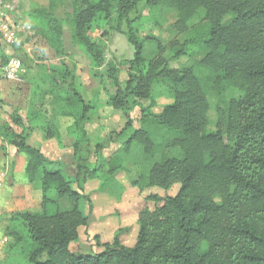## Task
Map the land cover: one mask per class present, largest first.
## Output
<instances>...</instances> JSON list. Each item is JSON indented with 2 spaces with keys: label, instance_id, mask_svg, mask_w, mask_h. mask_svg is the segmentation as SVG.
<instances>
[{
  "label": "trees",
  "instance_id": "obj_1",
  "mask_svg": "<svg viewBox=\"0 0 264 264\" xmlns=\"http://www.w3.org/2000/svg\"><path fill=\"white\" fill-rule=\"evenodd\" d=\"M138 1L142 0H122L116 5L112 0H97L89 6L88 0H45L32 9L30 24L35 34L59 58L65 55L67 25L74 43L95 66H102L105 49L87 35L100 11L106 16L120 12L116 31L126 34L134 52L124 81L115 69L110 74L115 91L108 105L126 119L117 133L121 145L109 159L76 164L73 179L62 170L61 162L27 144L26 133L32 130L17 132L0 125V137L26 157V182H39L42 191L39 212L16 213L8 219L7 245L25 257L23 264H264V0H143L177 13L173 25L185 38L176 44L174 57L205 52L201 60L179 69L164 60L142 67L144 43L159 51L162 45L154 36L138 38L137 17L128 15ZM199 9L204 17L194 21ZM123 21L125 31L119 29ZM7 58L0 48L1 64ZM61 61L57 75L47 73V67L38 71L43 83L55 77L58 83L53 87L64 90L60 115L45 119L42 127L33 130L62 146L58 117L72 118L66 131L74 138V156L83 159L90 144L84 125L91 106L76 89L73 70ZM155 83L163 84L172 99L154 114L150 93ZM225 90L232 96L222 110L224 122L208 132L209 95ZM136 107L140 125L133 129L128 113ZM31 116L28 121L37 122L40 114ZM95 149L98 152V143ZM128 160L140 172L122 185L120 197L154 187L168 190L174 184L178 190L174 195H146L147 204L133 226L120 227L105 240L95 235L96 249L82 253L80 228L88 226V217L80 203L87 201L92 208L83 181L98 178L104 166L105 177L115 179ZM61 199L70 207L61 209Z\"/></svg>",
  "mask_w": 264,
  "mask_h": 264
},
{
  "label": "rangeland",
  "instance_id": "obj_2",
  "mask_svg": "<svg viewBox=\"0 0 264 264\" xmlns=\"http://www.w3.org/2000/svg\"><path fill=\"white\" fill-rule=\"evenodd\" d=\"M112 1L117 5L122 0ZM96 2L97 0H88L89 6L96 4ZM43 4H45V0H17V12L27 22L31 23L33 22V16L31 15L32 9ZM119 13L118 10H114L111 15L106 16L104 12L100 11L95 13L90 22L87 35L91 40L103 46L105 49L104 62L101 67L95 66L91 57L74 43L67 25L64 26L63 30V49L65 55L61 58L56 56L41 36L35 34L31 24V33L27 35L23 34L19 37V41L14 46H0L8 57L15 56L19 58L24 66L22 83H11L0 77V86L1 84L4 85V91L14 89L18 95V99L12 101H7L0 97V125L7 124L17 132H20L22 129L33 130V128L42 127L45 119L60 115L58 106L63 103V98L66 94L60 86L53 87L58 83L55 82V77H48L50 78L49 83L42 82V79L38 75L41 66L48 68L47 73L53 71V74L57 75L63 67L61 63V60H63L65 63L64 67L73 70L74 85L82 98L91 106L88 115L91 118L89 124L91 132L90 144L88 145L89 149L82 156L84 157L83 159L76 158L74 152L69 156V152L63 149H59V153L54 156L55 158L60 157L61 160L67 162L66 169L72 174V179L76 171V164H80L81 166L90 165L91 162L99 160L100 157H103L101 160H105L104 158L109 159L111 154L121 145V139L118 138L117 133L123 129L126 119L124 118L123 112L108 105L109 97L115 91L111 84L110 74H113L115 72L113 70L115 69L118 79L124 81L126 79L129 60L133 59L134 50L129 44L126 34L116 31V20ZM128 15L130 18L137 17L135 31L138 38L143 39L146 36H154L162 45L159 51L155 45H150L147 42L144 43L143 56L146 63H143L142 67L145 65L148 66L154 61L164 60L169 67L179 69L191 61L201 60L205 56L204 51L197 50L190 57H174L176 44L182 43L185 38L184 34L177 32L174 28L173 24L178 18L175 11L161 8L158 5L147 4L142 0L138 1L129 10ZM203 17L204 10L199 9L198 18L194 21ZM125 25L123 21L119 29L125 31ZM171 95V92L163 84L155 83L150 93V98L155 105L152 107L151 112L154 114L159 112L163 105L171 101ZM231 96L232 93L229 90H225L221 94L213 93L209 95L208 132L215 131L218 123L223 124L224 116L222 110L225 107V103L231 99ZM25 101L28 107L23 104ZM132 101L133 97L129 102L131 103ZM141 102L148 103V101ZM32 114H40L37 122H33V120L28 121ZM128 115L131 120V128H137L140 125L139 109L137 107L130 109ZM63 116H61V120L58 117L60 128L66 124V118ZM61 131V137L67 135L65 129ZM68 133H70L69 130ZM97 143L98 152L95 149ZM228 143L231 142L228 140ZM53 144L55 143L53 142ZM60 147L62 148L63 146ZM59 154L60 156H58ZM134 163L130 160L126 161L123 171L115 179H107L105 177V166L98 171V178L83 179V187L87 181L92 180L91 184L93 186L89 185L90 190L88 191V195L93 198L95 205L92 204L90 210L88 202L82 201L80 206L83 214L88 217V226L80 228V232H82L80 235V251L82 253H90L96 249L93 244V237L95 235H100L105 240L111 237L120 227L127 225L133 226L136 222L138 212L147 204L144 201L146 195L150 193H156L160 196L176 194L179 187L178 184L172 185L168 190L154 187L145 190L143 194L130 191L120 197L119 190H121L122 185L128 183L131 178H136L140 172L138 166ZM20 164L21 159L15 147L0 137V176L4 170L8 172L3 186L0 188V231H3V228L8 223V219L13 214L23 212L35 213L40 211V204H34L31 208L28 206H19L20 209L18 211H15V209L14 211L8 212L5 209V202H2V200L6 201L7 205L23 202L24 198L22 197L21 190L25 181L21 178ZM119 177L125 180L122 184ZM9 188L13 189L11 198L14 203L8 197V193H10ZM215 201L219 203L221 199L215 196ZM115 203H117V207H112ZM60 207L61 209H67L70 206L67 200L61 199ZM6 245L7 242L0 249V264H23L26 262L25 257L17 249L15 252H12L9 249L10 246ZM41 259L44 260L45 257L42 256Z\"/></svg>",
  "mask_w": 264,
  "mask_h": 264
},
{
  "label": "crops",
  "instance_id": "obj_3",
  "mask_svg": "<svg viewBox=\"0 0 264 264\" xmlns=\"http://www.w3.org/2000/svg\"><path fill=\"white\" fill-rule=\"evenodd\" d=\"M11 83H16V82H11ZM4 89H5L4 85L1 84V86H0V97L4 98L7 101H12V100H17L18 99V95H17V91L16 90L7 89V90L4 91ZM26 103H27L26 101L23 102V104H25V106L28 107L26 105ZM64 118H66V120H65L66 124H65V126H63V127H61L59 129L60 130V134L62 132L61 131L62 129L66 130V128L70 124L73 123V119L72 118H70V117H64ZM60 120H61V117H60ZM90 121H91V118L84 125L85 131H86L88 137H90V132H91V130L89 129ZM96 125H97V127H99L98 124H96ZM97 130H99V128H97ZM61 141H62V146L63 147L59 148V145L56 142V140H54V139L45 140L44 139V134L40 130H32V131H28L26 133V142H27V144L32 146V147H34V148L40 149L41 152H43L44 155H46L48 158L55 159V160L61 162L63 164L62 170L64 172H66V174L68 175V177L70 179H72L71 178L72 174H70L67 171V169H66L67 162H65L64 160H61L60 157L55 158L54 156L59 153V149L66 150V152H69L68 153L69 156H71V154L73 153L72 143L74 142V138H73V136L67 134L64 137L63 136L61 137ZM53 142L55 144H53ZM16 152L18 153V156L21 159V164H20L21 178H23L24 181H25L24 182L25 184L23 185V188L21 190V192H22L21 194H22V197L24 199H23V202H20V203L16 202L14 205L12 204L14 207L12 205H7V202L2 200L3 203L5 202V204H4L5 205V209L8 212L14 211L15 209H16L15 211H18L20 209L19 206H22V207L28 206V207L31 208V206H33L34 204L39 205L40 202H41V199H42V191H41L40 183L39 182H33V183L29 184L25 180V171H24V168H25V165H26V157H25V155L22 152H20V151L16 150ZM58 156H60V154ZM7 173H8L7 170L3 171L4 178H3V182H2L1 187L3 186V183L5 181ZM120 177H122V176H120ZM120 177H119V180H120V182L122 184V182H124L125 180H122V178H120ZM91 181L92 180L87 181L85 183V185H84L85 194H89L88 193V191L90 190L89 185H92ZM9 189H10V193H8V197L11 198L12 194H13V189L12 188H9ZM28 200H30V201H28ZM90 200H91L92 204L95 205V202H94L92 197H90ZM11 201H12V203H14L12 198H11ZM31 203H33V204L31 205ZM81 203H80V206H81ZM9 206H11V207H9ZM0 235H4V228H3V231H0Z\"/></svg>",
  "mask_w": 264,
  "mask_h": 264
},
{
  "label": "built area",
  "instance_id": "obj_4",
  "mask_svg": "<svg viewBox=\"0 0 264 264\" xmlns=\"http://www.w3.org/2000/svg\"><path fill=\"white\" fill-rule=\"evenodd\" d=\"M17 0H0V46H14L23 34L27 35L32 29L17 12ZM0 77L6 81L22 83L24 78V66L22 61L15 57H8L2 64L0 61ZM4 174L0 176V187ZM7 242V236L0 235V249Z\"/></svg>",
  "mask_w": 264,
  "mask_h": 264
}]
</instances>
